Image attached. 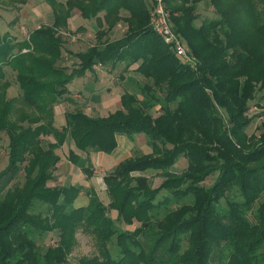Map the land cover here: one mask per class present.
Segmentation results:
<instances>
[{
  "label": "trees",
  "instance_id": "16d2710c",
  "mask_svg": "<svg viewBox=\"0 0 264 264\" xmlns=\"http://www.w3.org/2000/svg\"><path fill=\"white\" fill-rule=\"evenodd\" d=\"M45 1L54 15L51 26L16 43L0 33V79L11 68L23 104L37 111L13 118V105L0 101V133L10 140L8 166L0 173V264H68L80 228L96 237L99 256L77 264H264V123L260 136L247 134L249 104L264 90V0H166L174 30L200 62L198 72L153 31L144 0ZM206 3L217 18L197 26ZM74 9L85 20L96 19L99 39L121 21L128 30L76 54L79 65L68 72L58 66L64 49L58 32ZM122 11L129 16L123 18ZM122 63L125 71L138 65L135 71L145 80L138 85L140 96L126 91L121 108L106 117L68 112L65 126H55L54 105L76 78L98 65L114 69ZM118 134L131 140L144 135L152 152L124 160L104 178L108 206L91 188L89 204L75 208L82 187L48 186L60 161L55 151L68 139L86 155L111 154ZM42 136L55 139L46 150ZM182 157L186 169L173 172ZM69 161L92 177L88 157L71 150ZM23 164V187L4 194ZM149 170L164 178L160 187L134 175ZM214 174L216 181L206 188ZM36 201L48 206L46 217L30 213ZM171 204L178 207L171 210ZM111 211L119 222L140 226L118 230ZM55 231L58 245L41 254L35 236ZM115 237L118 258L109 248Z\"/></svg>",
  "mask_w": 264,
  "mask_h": 264
},
{
  "label": "rangeland",
  "instance_id": "374dc122",
  "mask_svg": "<svg viewBox=\"0 0 264 264\" xmlns=\"http://www.w3.org/2000/svg\"><path fill=\"white\" fill-rule=\"evenodd\" d=\"M67 0H61L66 3ZM148 6L150 15V26H151V14L149 6L154 1L144 0ZM165 2V8L172 21V15L168 6ZM199 19L197 20V26L205 19H215L217 14L214 8L206 3L202 4L198 10ZM104 13L100 15L103 18ZM123 18H127L129 14L125 11L121 12ZM54 22V15L51 6L45 0H27L26 4L17 2H0V33L2 36L9 35L16 42H23L28 40L29 35L35 29L41 27L51 26ZM108 30L107 26L104 27ZM152 28V26H151ZM101 30L96 19L85 20L81 17L80 12L74 9L71 12L68 25L65 28H61L58 35L64 42L63 55L61 60L58 62L59 67H66L68 72L77 68L79 60L76 54L84 53L95 45H102L105 41H116L125 36L128 26L125 21L119 22L115 28L108 31L107 35L102 39L98 38V32ZM187 44V43H186ZM121 67L114 73V69L111 67H103L98 65L94 67V72H88L84 77L89 78V81L85 79L76 78L69 86L70 93L63 99L59 100L54 105V119L55 126L59 129L63 128L66 124L65 114L75 111H83L92 115L95 111L94 118H103L108 111H114L119 105V98L123 92L135 93L138 96L141 95L140 89L137 88L136 81H130L126 83L125 71ZM83 78V77H82ZM9 84V87L5 89V85ZM93 86V87H92ZM136 86V87H135ZM92 87V88H91ZM91 89L87 91V89ZM4 97L5 101L10 102L13 105V118H18L22 113L35 114L37 111L26 107L22 101V90L16 80V74L9 67L4 68V77L0 79V101ZM104 109V110H103ZM157 112V111H156ZM247 117L251 119V124L247 129V134L260 136L261 126L264 123V90L257 93L256 99L249 104V112ZM26 126L27 123H24ZM41 147L48 149L50 143H54L55 139L53 136H42L40 138ZM9 144L10 140L6 133H0V173L3 172L9 162ZM133 149L130 151L131 157L141 156L150 154L152 148L149 146L146 137L139 136L133 139ZM74 150L83 157H86L85 153L79 152L70 139L57 149L55 153L60 157L59 163L53 171V180L48 183V186H77L82 187L83 192L79 194L76 199L74 206L75 208L86 207L89 204V197L87 191L94 189L98 194L100 200L108 206L111 202L107 195L104 178L112 173L114 170H103L99 167H94L91 163L92 177H88L82 169L69 161V153ZM126 156V155H125ZM129 157V158H131ZM128 158V159H129ZM126 160V159H125ZM123 162V161H122ZM26 164L21 165L20 171L17 176L12 179L5 189L6 194L9 190L15 191L23 187L26 181V173L24 167ZM187 167V161L185 158H181L178 163L171 169L173 172L181 174ZM135 176H145L149 179L152 188H158L164 182V178L159 175L158 171L149 170L143 173H135ZM218 174L210 176L203 185L208 188L213 185L216 181ZM161 198L163 195L160 196ZM183 203H188L189 199H184ZM224 207L226 204L224 203ZM259 203L255 205V210L258 208ZM178 205L171 204L168 208L175 209ZM165 209L160 210V217L163 216ZM48 206L41 204L40 202H34L30 213L41 214L43 217L48 215ZM109 216L115 221L116 227L120 231H133L139 224L133 226L125 225L117 220V212L111 211ZM59 233L48 232L38 234L35 236V241L38 247V251L44 254L48 248L56 247L59 243ZM110 251L114 258H118L119 247L117 246L116 237L112 239L109 244ZM99 256V248L97 239L92 234L86 232L80 228L75 234V244L72 251L69 253L67 258L68 264H77L82 259H91Z\"/></svg>",
  "mask_w": 264,
  "mask_h": 264
},
{
  "label": "built area",
  "instance_id": "2783aa9c",
  "mask_svg": "<svg viewBox=\"0 0 264 264\" xmlns=\"http://www.w3.org/2000/svg\"><path fill=\"white\" fill-rule=\"evenodd\" d=\"M153 1L149 6L153 31L183 65L198 72L200 62L190 51L184 38L174 30L164 0Z\"/></svg>",
  "mask_w": 264,
  "mask_h": 264
},
{
  "label": "crops",
  "instance_id": "0c3cea01",
  "mask_svg": "<svg viewBox=\"0 0 264 264\" xmlns=\"http://www.w3.org/2000/svg\"><path fill=\"white\" fill-rule=\"evenodd\" d=\"M121 67L124 69L123 71H125L126 65L124 63H122V64H119L116 68H114V73L118 69H120ZM137 67H138V65H133L132 67H130L128 70L125 71L126 72L125 73L126 79H124V80H125L126 83H130V81H134L135 80L136 81L135 83L137 85L138 83H141V82L145 81L144 78L139 73H137L135 71L137 69ZM96 68H97V66H96ZM81 79H83V80L85 79L86 81L90 80L89 78H86V77H83ZM138 85H137V87L135 86L136 89L139 87ZM86 89H87V91L91 90V89H88V88H86ZM69 90H70V88H69ZM123 94H124V92L120 95L119 105H118L117 109H115L114 111L113 110L112 111H108L104 117L108 116L110 113H113L116 110L121 108L120 99H121V96ZM133 94H135V93H133ZM97 110H99V108L96 107V109L93 111L92 115H90L88 113H86V114H88V115L93 117L94 114H95V111H97ZM139 136H143V135L135 136L134 139L136 137H139ZM116 139H117V148L111 154H105V153H102V152H91L89 155H86V157L89 158L90 163H92L94 165V167H99L100 166V168H102L103 170L106 169V170L112 171L122 161H124L125 159H128L129 157H131L130 151L134 147L133 146V140H131L125 134H118Z\"/></svg>",
  "mask_w": 264,
  "mask_h": 264
}]
</instances>
